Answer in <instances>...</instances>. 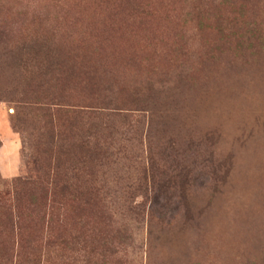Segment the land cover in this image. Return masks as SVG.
<instances>
[{"label": "rangeland", "instance_id": "1", "mask_svg": "<svg viewBox=\"0 0 264 264\" xmlns=\"http://www.w3.org/2000/svg\"><path fill=\"white\" fill-rule=\"evenodd\" d=\"M0 144V264H264V0H0Z\"/></svg>", "mask_w": 264, "mask_h": 264}, {"label": "trees", "instance_id": "2", "mask_svg": "<svg viewBox=\"0 0 264 264\" xmlns=\"http://www.w3.org/2000/svg\"><path fill=\"white\" fill-rule=\"evenodd\" d=\"M99 113H100V111H99ZM117 115H114V117H116ZM0 147H1V144H0ZM21 180H16V181H13V183L11 184L12 186H14V188H16V183H18V182H20ZM164 187V189H166V192L167 193H169L168 192V189H169V187L170 186H163ZM166 202H168V201H166ZM32 206V205H31ZM13 216L15 217V220L17 219V221H19L21 218H22V216H20V214L18 215V212L15 214V213H13V215L11 216V218H13ZM31 216L29 215V218H30ZM149 218H150V220H155V219H159V220H163V218H164V213H161V212H159V211H157V210H155L154 208L152 209H150V211H149ZM16 221V222H17ZM77 240V239H76ZM75 239H72V241L70 242V243H68V245H67V250H68V253L69 252H73V251H75L73 248L72 249H69V247L71 246H73V247H75L76 246V244H77V242H75L76 241ZM69 259V258H68Z\"/></svg>", "mask_w": 264, "mask_h": 264}]
</instances>
